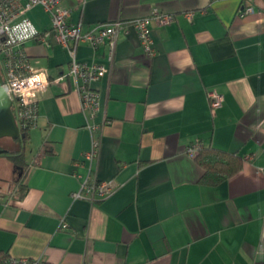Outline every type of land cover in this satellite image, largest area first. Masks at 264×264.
<instances>
[{"label": "crops", "instance_id": "crops-1", "mask_svg": "<svg viewBox=\"0 0 264 264\" xmlns=\"http://www.w3.org/2000/svg\"><path fill=\"white\" fill-rule=\"evenodd\" d=\"M241 1L62 2L82 31L153 9L174 19L152 23L153 57L132 29L118 31L111 59L107 44L76 46L77 60L108 68L91 84L97 120L110 122L90 172L115 190L94 202L71 196L81 181L73 170L88 172L86 162L73 163L90 134L72 81H52L66 72L69 53L52 38L24 44L51 83L22 161L0 156V255L40 264H264V0L239 17ZM26 14L38 30L50 27L40 6ZM211 90L223 98L214 116ZM194 138L240 155L239 171L200 184L203 169L184 152Z\"/></svg>", "mask_w": 264, "mask_h": 264}, {"label": "built area", "instance_id": "built-area-1", "mask_svg": "<svg viewBox=\"0 0 264 264\" xmlns=\"http://www.w3.org/2000/svg\"><path fill=\"white\" fill-rule=\"evenodd\" d=\"M64 0H0V74L2 87L11 100V109L20 131L28 125H33L37 117V105L43 98L51 80L46 69L35 67L24 49V44L34 40L48 45L52 38L57 44L65 47L69 53L66 72L52 79L62 83L69 78L79 96L80 110L86 116V128L90 134V146L82 158L74 161V167H80L84 162L88 172L81 176L76 169L73 175L81 177L79 188L71 193L72 198H83L91 202L104 199L115 190L113 180H98L91 174V164L97 159L100 149L103 129L110 121L106 118L97 120L100 99L99 93L91 84L100 79L108 71L102 63H86L76 59L75 51L79 43L87 42L92 47L102 44L109 46V57L112 58L118 31L128 33L134 30L143 52L153 57L156 49L152 39L151 25L169 24L174 19L171 13L153 9L150 15L134 18L127 23L115 20L94 25L92 29L81 30L80 23L69 22L70 9L63 6ZM253 0H242L237 11L239 17L253 12ZM34 6H40L49 16L50 27L38 30L27 11ZM188 17L192 12L186 13ZM209 110L214 116L221 106L223 98L219 92L208 91ZM201 143L194 138L185 147V153L194 158ZM60 226L65 227L64 221ZM0 264H40L39 258H29L14 255H0Z\"/></svg>", "mask_w": 264, "mask_h": 264}, {"label": "trees", "instance_id": "trees-1", "mask_svg": "<svg viewBox=\"0 0 264 264\" xmlns=\"http://www.w3.org/2000/svg\"><path fill=\"white\" fill-rule=\"evenodd\" d=\"M30 126L28 125L22 129V137L12 139L19 143V149L16 152L10 153L8 149L0 148L3 149L0 154L6 156L15 164L20 163L23 159L24 142L28 138ZM194 160L203 169L202 174L198 178V182L208 186H215L234 175L241 168L243 161L242 157L236 153L213 146L202 147V145L195 155Z\"/></svg>", "mask_w": 264, "mask_h": 264}, {"label": "water", "instance_id": "water-1", "mask_svg": "<svg viewBox=\"0 0 264 264\" xmlns=\"http://www.w3.org/2000/svg\"><path fill=\"white\" fill-rule=\"evenodd\" d=\"M2 76L0 74V138L8 137L17 139L23 133L16 124L14 114L11 109V100L2 87ZM3 149H0V152Z\"/></svg>", "mask_w": 264, "mask_h": 264}, {"label": "rangeland", "instance_id": "rangeland-1", "mask_svg": "<svg viewBox=\"0 0 264 264\" xmlns=\"http://www.w3.org/2000/svg\"><path fill=\"white\" fill-rule=\"evenodd\" d=\"M0 148L8 149L10 153H13L19 149V145H18V142L13 143L11 138L2 137V138H0ZM0 156H1V154H0ZM14 165H17V164L14 163ZM18 166H20V165H18ZM19 168H20V170H22L21 167H19ZM4 175H5V172H4Z\"/></svg>", "mask_w": 264, "mask_h": 264}]
</instances>
